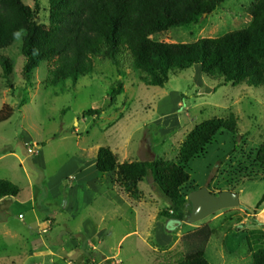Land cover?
I'll return each mask as SVG.
<instances>
[{
  "label": "rangeland",
  "instance_id": "374dc122",
  "mask_svg": "<svg viewBox=\"0 0 264 264\" xmlns=\"http://www.w3.org/2000/svg\"><path fill=\"white\" fill-rule=\"evenodd\" d=\"M254 1L227 0L210 16L154 39L193 43L246 28ZM24 2L48 24L49 0ZM20 41L7 52L13 78H5L0 66V112H12L0 124V179L21 189L18 197L0 201V264H173L178 255L200 249L211 264H252L258 246L251 232L264 229V215L257 218L254 211L264 197V176L254 163L264 142V88L209 81L199 66L170 75L164 87L147 86L129 57L121 72L96 57L94 73L51 87L46 64L25 74ZM120 85L122 93L111 103ZM90 109L103 113L85 117ZM231 114L238 132L220 130L186 165L191 181L183 194L204 187L213 194L232 191L238 208L195 223L170 221L160 216L170 204L151 175L139 185L142 198L133 200L111 182L114 176L96 172L101 147L120 163L175 160L198 124ZM47 220L53 224L43 233ZM206 228L212 230L208 242L193 237Z\"/></svg>",
  "mask_w": 264,
  "mask_h": 264
},
{
  "label": "trees",
  "instance_id": "16d2710c",
  "mask_svg": "<svg viewBox=\"0 0 264 264\" xmlns=\"http://www.w3.org/2000/svg\"><path fill=\"white\" fill-rule=\"evenodd\" d=\"M24 1L0 0V66L8 80L14 76L15 65L7 52L20 38L25 74L29 77L46 64V81L51 87L68 80L75 84L81 77L94 73L96 57L108 60L119 72L122 62L129 57L130 66L141 73L140 80L147 86L164 87L170 75L199 66L209 81L264 88V0L252 2L247 9L251 22L246 28L193 43L156 41L154 36L175 26L194 24L227 0H49L48 24L38 22L35 9ZM121 93L120 85L110 102ZM102 113L90 109L83 114L100 117ZM11 116L9 109H2L0 124ZM220 130L238 132L234 114L198 124L185 137L175 160L156 158L120 163L119 156L109 147H101L95 168L101 175L114 176L111 182L133 200L142 198L139 185L151 175L170 204L160 216L186 222L192 210L191 202L183 194V188L191 181L186 165L204 153ZM255 152L254 163L264 176V142ZM20 192L18 185L0 179V201L16 198ZM263 203L264 197L257 203L255 214ZM192 235H203L208 242L212 230L206 228ZM251 237L258 246L252 250V264H264V229L253 230ZM251 237L246 238L248 246ZM173 264L211 263L200 249L178 255Z\"/></svg>",
  "mask_w": 264,
  "mask_h": 264
},
{
  "label": "water",
  "instance_id": "95a60500",
  "mask_svg": "<svg viewBox=\"0 0 264 264\" xmlns=\"http://www.w3.org/2000/svg\"><path fill=\"white\" fill-rule=\"evenodd\" d=\"M188 199L192 205L190 215L186 218V222L189 223L199 222L218 211L238 208L240 205L239 197L236 193L224 191L213 194L206 187L194 190L189 194Z\"/></svg>",
  "mask_w": 264,
  "mask_h": 264
},
{
  "label": "crops",
  "instance_id": "0c3cea01",
  "mask_svg": "<svg viewBox=\"0 0 264 264\" xmlns=\"http://www.w3.org/2000/svg\"><path fill=\"white\" fill-rule=\"evenodd\" d=\"M201 70V69H200ZM96 160V159H95ZM154 160V159H153ZM96 162H97V160H96ZM96 162H95V164H94V166H96ZM97 172V171H96ZM20 214H23V213H20ZM24 215V214H23ZM254 215V214H253ZM264 214H262V211H260L259 213H257V214H255V217H260V216H263ZM26 218V216L24 215V219ZM23 219V220H24ZM53 224V222L51 221V220H47L46 222H45V227H43V229H42V232L44 231V229H47V228H49L50 229V225H52ZM48 229V230H49ZM44 233V232H43ZM48 233V232H47ZM59 256V255H58Z\"/></svg>",
  "mask_w": 264,
  "mask_h": 264
},
{
  "label": "built area",
  "instance_id": "2783aa9c",
  "mask_svg": "<svg viewBox=\"0 0 264 264\" xmlns=\"http://www.w3.org/2000/svg\"><path fill=\"white\" fill-rule=\"evenodd\" d=\"M171 115H175L176 117L178 116V114L175 113V112H172ZM18 218H19V219H24V215H23V214H19ZM48 229H49V228L44 229L43 232H44V233H47V232H48Z\"/></svg>",
  "mask_w": 264,
  "mask_h": 264
},
{
  "label": "flooded vegetation",
  "instance_id": "af4514ba",
  "mask_svg": "<svg viewBox=\"0 0 264 264\" xmlns=\"http://www.w3.org/2000/svg\"><path fill=\"white\" fill-rule=\"evenodd\" d=\"M226 210H228V209H226ZM214 215V214H213Z\"/></svg>",
  "mask_w": 264,
  "mask_h": 264
}]
</instances>
